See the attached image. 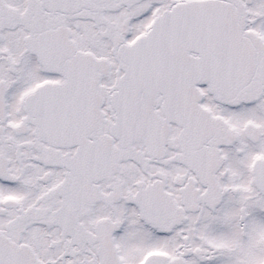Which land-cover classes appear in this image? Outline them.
<instances>
[{
	"label": "snow or ice",
	"instance_id": "6c2138e0",
	"mask_svg": "<svg viewBox=\"0 0 264 264\" xmlns=\"http://www.w3.org/2000/svg\"><path fill=\"white\" fill-rule=\"evenodd\" d=\"M0 264H264V0H0Z\"/></svg>",
	"mask_w": 264,
	"mask_h": 264
}]
</instances>
